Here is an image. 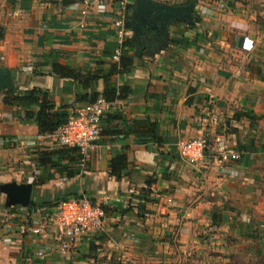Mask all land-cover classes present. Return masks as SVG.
<instances>
[{
  "label": "crops",
  "instance_id": "crops-1",
  "mask_svg": "<svg viewBox=\"0 0 264 264\" xmlns=\"http://www.w3.org/2000/svg\"><path fill=\"white\" fill-rule=\"evenodd\" d=\"M83 1L0 0V67L18 94L46 91L55 109L70 116L91 93L131 90L113 102L97 146L70 166L72 178L36 165L42 152L60 147L53 134H39L24 120L25 108L5 104L6 90L0 91V187L30 184L34 202L9 205L0 191V264H186L195 254L205 256L206 237L220 244L239 234L246 219L239 210L261 192L264 0H156L194 3L190 17L168 18L158 34L143 31L132 16L133 0L122 48L132 56L127 73H118L112 60L117 44L110 8L93 7L82 16ZM56 65L99 79L84 87L56 74ZM149 124L161 142L147 133ZM199 134L208 146L204 163L194 167L176 145ZM226 151L241 158L225 164ZM122 152L127 168L120 179L110 177V162ZM105 196L104 226L79 252L59 254L51 226L43 236L30 232L63 199L101 203Z\"/></svg>",
  "mask_w": 264,
  "mask_h": 264
},
{
  "label": "built area",
  "instance_id": "built-area-1",
  "mask_svg": "<svg viewBox=\"0 0 264 264\" xmlns=\"http://www.w3.org/2000/svg\"><path fill=\"white\" fill-rule=\"evenodd\" d=\"M133 0H84V9L81 15H88L93 7H108L114 15V36L117 48L112 60L119 62L127 32V21L130 16V6ZM113 102L103 97L97 98L92 103L79 107L58 127L53 133V141L57 147L73 148L84 162L88 152L97 146L102 136V121L111 112ZM208 139L199 134L188 140H181L176 145L178 156L194 167H201L204 163ZM241 158L239 152L226 151L221 155V161L225 164L238 161ZM109 198L105 196L103 202L96 203L84 198H67L57 204L47 220L39 226L30 229L34 236L46 235V228L51 226V233L57 242V250L61 255H69L79 252L81 248L99 233L103 226L106 213L103 205ZM172 199H167L171 204ZM44 253L38 252L37 258L44 259Z\"/></svg>",
  "mask_w": 264,
  "mask_h": 264
},
{
  "label": "trees",
  "instance_id": "trees-1",
  "mask_svg": "<svg viewBox=\"0 0 264 264\" xmlns=\"http://www.w3.org/2000/svg\"><path fill=\"white\" fill-rule=\"evenodd\" d=\"M131 65L132 56L128 55L126 51H123L118 64V73H127ZM53 71L60 76H68L74 80H79L84 87H88L90 82L97 81L99 79L96 75H86L85 77H80L78 74L73 73L72 70L60 65L54 66ZM130 94L131 90L129 87L123 86L119 89H104L102 97L109 102H114L117 100H124ZM98 96L99 95L96 93H91L89 95L88 102H94ZM3 102L9 106L25 108L24 120L27 122H34L37 126L38 133L42 135L53 134L59 126L67 121L69 117V115L62 108L59 110L55 109L54 104L50 100L49 94L38 88L25 91L21 94H18L15 89L6 90ZM34 108H36V110H34ZM246 116H248L251 120L258 119V117L254 115L249 114ZM156 130L157 127L155 124H149V130L147 133L155 142H161L160 138L155 137ZM116 134H121V131L116 132ZM79 161L80 156L75 149L54 148L49 151L42 152L36 159V165L43 168L46 172L54 170L55 173L64 175L67 178H72L75 175V171H73L70 166L77 165ZM126 168L127 156L124 152H122L114 156L111 160L109 175L110 177L120 179L122 177V172ZM33 203V201L30 203L31 206H33Z\"/></svg>",
  "mask_w": 264,
  "mask_h": 264
},
{
  "label": "rangeland",
  "instance_id": "rangeland-1",
  "mask_svg": "<svg viewBox=\"0 0 264 264\" xmlns=\"http://www.w3.org/2000/svg\"><path fill=\"white\" fill-rule=\"evenodd\" d=\"M257 184L261 192L256 195V203H247L239 210L246 215L240 233L235 237H227L225 243L220 244H216L218 239L206 237L205 245L210 247L209 250H203L206 255L196 257L195 254L186 264H264V174ZM221 248L223 252H220ZM108 264L120 263L113 260Z\"/></svg>",
  "mask_w": 264,
  "mask_h": 264
},
{
  "label": "water",
  "instance_id": "water-1",
  "mask_svg": "<svg viewBox=\"0 0 264 264\" xmlns=\"http://www.w3.org/2000/svg\"><path fill=\"white\" fill-rule=\"evenodd\" d=\"M133 17L140 21V26L146 34L164 29V23L171 17H190L194 7L193 2L186 6H171L156 0H135ZM139 28V25H138ZM139 33H142L139 28ZM13 88L10 72L0 67V91ZM32 186L8 183L0 187V191L8 197L9 205L29 206Z\"/></svg>",
  "mask_w": 264,
  "mask_h": 264
}]
</instances>
